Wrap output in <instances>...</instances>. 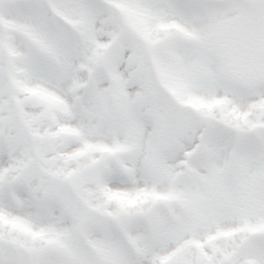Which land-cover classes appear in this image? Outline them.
<instances>
[{
	"label": "snow or ice",
	"instance_id": "snow-or-ice-1",
	"mask_svg": "<svg viewBox=\"0 0 264 264\" xmlns=\"http://www.w3.org/2000/svg\"><path fill=\"white\" fill-rule=\"evenodd\" d=\"M0 264H264V0H0Z\"/></svg>",
	"mask_w": 264,
	"mask_h": 264
}]
</instances>
